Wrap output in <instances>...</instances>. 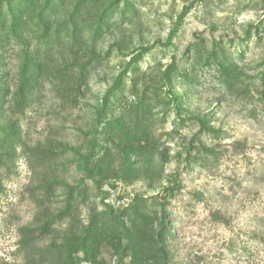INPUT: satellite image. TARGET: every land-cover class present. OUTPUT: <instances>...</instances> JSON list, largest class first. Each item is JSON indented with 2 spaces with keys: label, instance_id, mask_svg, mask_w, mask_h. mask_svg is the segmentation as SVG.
<instances>
[{
  "label": "rangeland",
  "instance_id": "1",
  "mask_svg": "<svg viewBox=\"0 0 264 264\" xmlns=\"http://www.w3.org/2000/svg\"><path fill=\"white\" fill-rule=\"evenodd\" d=\"M0 264H264V0H0Z\"/></svg>",
  "mask_w": 264,
  "mask_h": 264
}]
</instances>
